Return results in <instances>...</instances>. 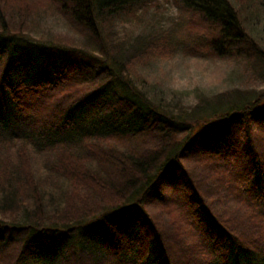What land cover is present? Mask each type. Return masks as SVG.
Here are the masks:
<instances>
[{
  "label": "trees",
  "instance_id": "16d2710c",
  "mask_svg": "<svg viewBox=\"0 0 264 264\" xmlns=\"http://www.w3.org/2000/svg\"><path fill=\"white\" fill-rule=\"evenodd\" d=\"M168 1L0 0V264H264V0H173L246 78L176 110L129 76L175 34L113 21Z\"/></svg>",
  "mask_w": 264,
  "mask_h": 264
},
{
  "label": "rangeland",
  "instance_id": "374dc122",
  "mask_svg": "<svg viewBox=\"0 0 264 264\" xmlns=\"http://www.w3.org/2000/svg\"><path fill=\"white\" fill-rule=\"evenodd\" d=\"M10 4L13 7L16 5L14 1ZM113 21L117 31L121 34L131 33L129 34L131 39L136 35L151 38L166 31H172L173 36L175 34L172 38L177 43L170 46L169 52L152 57L154 52L152 55L140 58L142 60L138 61V65L141 63L140 71L133 70L138 76L132 73L129 75L137 90L148 97L161 99L164 106L173 107L174 110L182 105L187 108L202 98L210 99L226 90L245 86L246 78L242 75L241 68H236L233 64H222L219 59H208L206 55L202 57L192 52L193 39L186 26L187 19L178 14L173 0L161 3L159 10L150 9L142 20L132 25L122 26L116 20ZM51 22L52 24L42 27V30L37 29L38 32L33 35L34 37L28 38L39 41L42 33L44 38L58 37L65 42L82 44L84 38L77 28L61 19L52 18ZM257 32H259L258 37L264 42V26ZM150 206L152 210L157 208L156 204Z\"/></svg>",
  "mask_w": 264,
  "mask_h": 264
}]
</instances>
